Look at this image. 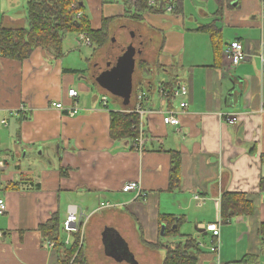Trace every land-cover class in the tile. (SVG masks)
<instances>
[{"label": "crops", "instance_id": "1", "mask_svg": "<svg viewBox=\"0 0 264 264\" xmlns=\"http://www.w3.org/2000/svg\"><path fill=\"white\" fill-rule=\"evenodd\" d=\"M30 1L0 0V26L28 28ZM127 1L86 0L88 9L85 0L79 3L93 30L113 20L109 45L116 36L130 40L123 47L136 44L128 104L93 78L95 63L106 66L109 45L98 49L86 33H76L79 44L95 50L79 67L66 63L68 37L58 59L40 49L21 63L0 57V121H8L0 135L1 193L8 199L0 217V264H76V256L67 263L63 253L77 237L85 264H133L132 258L163 264L169 249L187 241L195 242L196 264H238L247 257L257 260L249 264H260L264 91L255 54L264 40V0H182L177 12H145L141 21L127 13ZM209 31L222 38L218 56ZM233 42H241L251 59L234 66L226 56ZM177 83L189 87L188 114L179 126H166L160 112L170 108L172 97L161 91ZM141 95L145 114H137L136 139L142 150L136 151V139H112L111 113L134 114ZM57 102L79 113L70 117L52 107ZM151 110L157 114H146ZM225 115L238 120L230 123ZM173 153L180 154V185L170 191ZM17 182L19 191L5 189ZM129 182L139 184V196L123 192ZM226 192L251 197L254 214L224 224ZM70 207L81 216V234L63 230ZM54 214L62 228L57 243L39 231ZM211 223L220 224L219 240L205 230Z\"/></svg>", "mask_w": 264, "mask_h": 264}, {"label": "trees", "instance_id": "2", "mask_svg": "<svg viewBox=\"0 0 264 264\" xmlns=\"http://www.w3.org/2000/svg\"><path fill=\"white\" fill-rule=\"evenodd\" d=\"M148 1L137 0L132 2L128 0L127 13L133 19L141 21V17L145 12L165 13L167 4L171 2L170 0H160L162 5L158 10L150 7ZM78 9L82 11L84 7L80 6L79 3ZM177 11L178 7L176 6L174 12ZM76 14L77 11L73 10L66 0H31L28 4V28L8 29L0 26V57L21 63L28 60L37 49H40L53 54L58 59L63 55V44L66 37L69 34L76 33H86L98 49H106L110 39L108 26L113 20L104 19L101 29L93 30L88 17L84 15L82 18L76 19ZM209 35L212 38L214 54L218 56L220 54L219 43L222 38L218 32L214 31H209ZM141 66L144 68V63H141ZM166 86L165 89L173 90L176 84H166ZM139 122V116L135 113L112 112L110 130L112 139L115 141L118 139H136L139 134ZM171 164L169 190L173 191L180 185L179 153L172 154ZM5 189L19 191L21 183H10ZM221 206L224 224H228L232 219L239 216H251L255 210L251 197L229 192L224 193L222 196ZM171 222L174 224V220ZM61 229L59 217L54 214L45 225L39 228V231L43 235V239L57 243ZM168 229L167 236L171 233V227H168ZM260 234L264 237V225L261 226ZM193 244L195 242L187 241L184 246L178 245L175 249H169L163 264H196L198 254L192 250ZM195 246L194 249L197 250L198 247ZM63 255L64 261L67 263L76 256V264H85L83 248L79 247V237H77L72 247L64 251ZM255 259L254 257H247L238 264L255 263L257 261Z\"/></svg>", "mask_w": 264, "mask_h": 264}, {"label": "built area", "instance_id": "3", "mask_svg": "<svg viewBox=\"0 0 264 264\" xmlns=\"http://www.w3.org/2000/svg\"><path fill=\"white\" fill-rule=\"evenodd\" d=\"M70 3V6L73 10L77 11L76 19H80L82 17V13L79 11V1L80 0H66ZM132 2H135L137 0H131ZM171 2L167 4V11L173 12L176 8V5L182 1V0H170ZM149 6L155 9H160L162 2L160 0H149ZM264 11V6H263ZM79 40L84 42L86 45L90 46L91 41L86 35H80ZM256 58L259 60L260 64V71L263 78V91H264V40L261 41L259 51L255 54ZM226 56L231 61V63L234 66H237L243 62L248 61L251 59V55L247 52L245 47L241 42H233L230 44V46L226 50ZM69 96L73 99H76L78 97V93L75 90L69 91ZM161 95L164 97H168L170 95L171 101L169 103L171 104L169 109H166L164 111H161L162 116V122L166 126H179L181 123V118L188 114L187 110L189 107V103L187 101L189 96V87L185 84L177 83L176 86L173 88V90L170 91H161ZM144 99V95L139 96V101L136 105V108L134 110V113L139 115H144V111L142 110V101ZM175 99H181L179 100V103H174ZM107 98H102V105L103 107H107ZM52 107L56 110H59L60 112L66 111L70 117L76 116L79 111L76 107H70L65 108L61 102L53 103ZM156 111L151 110L146 112V114L153 115L157 114ZM224 115V114H223ZM228 122L234 123L238 120V116L234 115H225ZM8 127V121L6 119H2L0 121V135L2 133V130L4 128ZM135 149L136 151L142 150V142L138 138L135 140ZM2 166V164H0ZM124 193H130V192H137V195L139 196V184L136 182H129L126 185H124L123 188ZM102 207L109 206V204L103 203L101 204ZM7 212V204L5 200L0 199V215H4ZM220 224H208L205 228L206 231L211 232L215 238L219 240L220 238ZM63 230L68 236H72L74 234H81L82 231V222H81V216L78 214L77 209L70 207L68 211L67 218L65 222L63 223ZM212 251H216V249L212 248Z\"/></svg>", "mask_w": 264, "mask_h": 264}, {"label": "water", "instance_id": "4", "mask_svg": "<svg viewBox=\"0 0 264 264\" xmlns=\"http://www.w3.org/2000/svg\"><path fill=\"white\" fill-rule=\"evenodd\" d=\"M116 37L111 40L107 49L106 66L103 68L101 65L95 64L93 78L99 86L112 95L123 99L124 103L128 104L132 90L133 63L136 61L138 54L135 50V44L130 47V53L123 56L121 54L122 49H118V46L115 44ZM124 41H127V45L130 44L128 37ZM132 261L133 264H138L134 258H132Z\"/></svg>", "mask_w": 264, "mask_h": 264}, {"label": "rangeland", "instance_id": "5", "mask_svg": "<svg viewBox=\"0 0 264 264\" xmlns=\"http://www.w3.org/2000/svg\"><path fill=\"white\" fill-rule=\"evenodd\" d=\"M97 1H99V0H97ZM109 2H110V0H106V2H104V4L109 3ZM191 2H193V0ZM198 2L201 4L203 2V0H198ZM85 3L87 4L86 0H85ZM113 3H114V0L110 2V4H113ZM201 6L202 5H199V8H201ZM86 8L88 9V4H87ZM67 37H68L69 41H66L65 49L67 48V51L69 53L68 54L69 58H68L66 63L72 64L76 67H79V65L85 63L86 58H90V55H92L94 53L95 47L94 46L93 47L81 46L79 44L78 36L76 34H69ZM121 42H123L124 44H127V41H121L118 38L115 40V44L118 46V49L119 48L122 49L121 54L126 55L127 53H130L128 50L129 47L127 45L125 47L121 46L120 45ZM69 67H72V66H69ZM162 75H163L162 73H159L158 78L156 80V86L159 85L158 80L163 78ZM76 83H78V81ZM101 98H102V95L100 96V99ZM109 102L111 104V108H114L115 106L113 105V99L111 97H109ZM1 187H2V183H0V194H2V197H4L5 201H7L8 199L6 198V195L4 193H1ZM31 193H34V192L31 191V192H28L27 194L29 195ZM1 199L4 200L3 198H1ZM18 202H21V201L18 200ZM0 217H3V216L0 215ZM260 264H264V260Z\"/></svg>", "mask_w": 264, "mask_h": 264}]
</instances>
